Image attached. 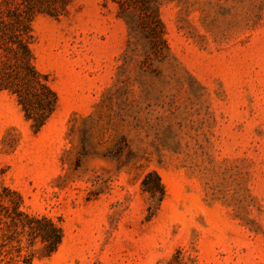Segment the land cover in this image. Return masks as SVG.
<instances>
[{"label":"rangeland","instance_id":"rangeland-1","mask_svg":"<svg viewBox=\"0 0 264 264\" xmlns=\"http://www.w3.org/2000/svg\"><path fill=\"white\" fill-rule=\"evenodd\" d=\"M147 2L162 59L128 46L115 0H0V21L26 19L58 97L35 132L0 93V192L64 229L33 264H169L178 251L191 264H264V0ZM151 171L165 198L149 217Z\"/></svg>","mask_w":264,"mask_h":264},{"label":"trees","instance_id":"trees-1","mask_svg":"<svg viewBox=\"0 0 264 264\" xmlns=\"http://www.w3.org/2000/svg\"><path fill=\"white\" fill-rule=\"evenodd\" d=\"M115 1L128 27V46L134 39L142 40L156 58L162 59L168 47L158 9L150 7L147 0L141 13L136 14L130 10L129 0ZM9 18V22L0 21V93L7 92L16 98L25 119L38 132L55 113L58 97L48 76L35 66L26 19L17 12ZM142 190L149 196L148 212L152 217L165 198L164 184L155 171L144 176ZM64 237L60 223L47 215L29 212L19 192L3 188L0 192V264H33L38 251L45 256L57 252ZM190 262L178 251L169 264Z\"/></svg>","mask_w":264,"mask_h":264}]
</instances>
